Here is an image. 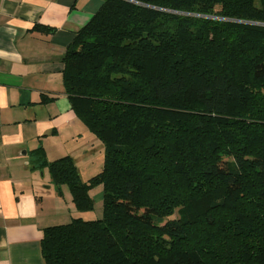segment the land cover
Segmentation results:
<instances>
[{
  "label": "trees",
  "instance_id": "16d2710c",
  "mask_svg": "<svg viewBox=\"0 0 264 264\" xmlns=\"http://www.w3.org/2000/svg\"><path fill=\"white\" fill-rule=\"evenodd\" d=\"M63 80L103 168L34 166L103 211L45 227V264H264V0H104Z\"/></svg>",
  "mask_w": 264,
  "mask_h": 264
},
{
  "label": "crops",
  "instance_id": "0c3cea01",
  "mask_svg": "<svg viewBox=\"0 0 264 264\" xmlns=\"http://www.w3.org/2000/svg\"><path fill=\"white\" fill-rule=\"evenodd\" d=\"M104 0H0V264H45V227L77 211L69 189L58 194L42 148L53 161L74 159L83 180L103 168L104 145L71 107L63 71L67 48ZM39 27H49L46 31ZM91 195L102 199L101 187Z\"/></svg>",
  "mask_w": 264,
  "mask_h": 264
},
{
  "label": "rangeland",
  "instance_id": "374dc122",
  "mask_svg": "<svg viewBox=\"0 0 264 264\" xmlns=\"http://www.w3.org/2000/svg\"><path fill=\"white\" fill-rule=\"evenodd\" d=\"M92 138H97L93 133H92ZM95 207L90 213L87 215L88 219H99L102 217V199L99 197L95 196ZM177 214H175L173 217H176Z\"/></svg>",
  "mask_w": 264,
  "mask_h": 264
}]
</instances>
